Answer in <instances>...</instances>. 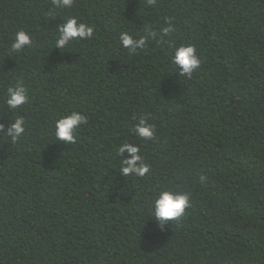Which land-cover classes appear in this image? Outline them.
Segmentation results:
<instances>
[{
    "label": "trees",
    "instance_id": "1",
    "mask_svg": "<svg viewBox=\"0 0 264 264\" xmlns=\"http://www.w3.org/2000/svg\"><path fill=\"white\" fill-rule=\"evenodd\" d=\"M72 17L92 38L55 47ZM188 45L190 77L172 62ZM73 111L87 122L68 144L55 123ZM0 125V264H264V0H0ZM123 144L145 176L120 174ZM162 191L189 197L163 228Z\"/></svg>",
    "mask_w": 264,
    "mask_h": 264
},
{
    "label": "clouds",
    "instance_id": "2",
    "mask_svg": "<svg viewBox=\"0 0 264 264\" xmlns=\"http://www.w3.org/2000/svg\"><path fill=\"white\" fill-rule=\"evenodd\" d=\"M58 8H70L73 0H53ZM149 4H154L155 0H148ZM58 38L55 47L63 49L69 42L73 40H85L92 38L94 30L85 23L78 22L75 17L63 21L58 27ZM171 31V26L163 29L166 35ZM120 42L123 48L136 51L144 48L146 39L134 38L127 32L120 34ZM31 44V37L23 30L16 32L11 48L15 52H19L26 46ZM172 62L179 68L180 75L191 76L193 71L200 66V59L196 54L194 46H180L175 49ZM27 102L26 90L23 86L9 88L6 104L11 109H17ZM87 122V118L79 111H73L70 115L64 116L55 123V135L58 140L65 141L70 144L74 142V132L82 124ZM24 120L17 118L7 130V134L13 141L17 140L25 131ZM3 125H0V129ZM135 133L140 138L151 139L153 130L148 126L145 120L141 119L135 127ZM119 154L123 157V166L120 170L122 176L143 177L149 172L147 165L139 163V149L132 144H123L118 149ZM125 154H127L125 156ZM189 197L187 194L172 191H162L153 202L154 221L159 227L163 228L169 221L181 217L188 206Z\"/></svg>",
    "mask_w": 264,
    "mask_h": 264
}]
</instances>
